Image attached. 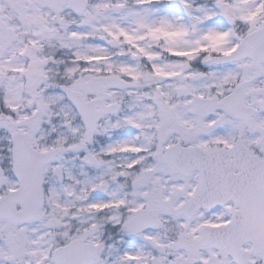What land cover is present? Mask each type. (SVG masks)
<instances>
[{
    "label": "snow or ice",
    "instance_id": "snow-or-ice-1",
    "mask_svg": "<svg viewBox=\"0 0 264 264\" xmlns=\"http://www.w3.org/2000/svg\"><path fill=\"white\" fill-rule=\"evenodd\" d=\"M0 264H264V0H0Z\"/></svg>",
    "mask_w": 264,
    "mask_h": 264
}]
</instances>
